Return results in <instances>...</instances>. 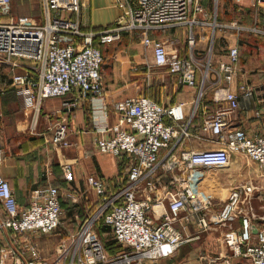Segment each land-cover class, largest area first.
Returning <instances> with one entry per match:
<instances>
[{
	"label": "built area",
	"instance_id": "1",
	"mask_svg": "<svg viewBox=\"0 0 264 264\" xmlns=\"http://www.w3.org/2000/svg\"><path fill=\"white\" fill-rule=\"evenodd\" d=\"M250 2L264 5V0ZM43 4L46 20L33 23L27 17L10 14L11 0H0V63L11 69L12 86L24 108L39 110L46 98L72 91L102 94V46L119 41L127 33L136 34L151 51L152 65L166 68L179 82L197 86L198 73L202 79L189 112L182 101L164 103L144 94L126 97L118 104L121 114L117 126L107 129L109 135L99 137L96 144L101 152L127 160V178L89 175L88 181L99 196L98 205L51 254L41 250L36 236L51 233L61 224L64 210L59 188L53 184L36 187L31 191L30 204L22 206L0 172V202L5 211L0 232L11 229L19 242L18 251L9 245L0 246V264H143L145 259L167 256L192 238L194 224L200 231L210 228L208 211L214 207V200L200 186L199 168L227 166L235 152L246 154L262 174L233 182L213 218L218 223L240 219V229L228 228L223 233L232 253L206 258L208 264H234L233 257L243 255L252 264H264V225L253 233L254 220L264 219L259 212L264 208V131L251 135L236 124L241 94L230 89L199 128L196 120L211 65L204 69L192 52L190 57L183 56L179 38L167 42L155 34L188 26V41L193 45L192 28L198 16L194 18L192 13H203V6L198 1L193 5L192 0H116L122 10L120 19L95 29L82 22L83 0H43ZM53 10L56 12L51 15ZM239 56V47L232 45L229 61L216 70L214 84L234 80ZM239 88L246 98L255 94L248 84L241 83ZM258 106L254 114L257 119L264 117V98L259 99ZM52 126L53 145H72L65 117L53 121ZM202 129L222 145L188 148L192 138L202 137ZM63 171L67 180L74 178L72 163H64ZM144 185L147 194L141 190ZM99 223L107 226L114 241L122 246L114 256L97 230Z\"/></svg>",
	"mask_w": 264,
	"mask_h": 264
},
{
	"label": "crops",
	"instance_id": "2",
	"mask_svg": "<svg viewBox=\"0 0 264 264\" xmlns=\"http://www.w3.org/2000/svg\"><path fill=\"white\" fill-rule=\"evenodd\" d=\"M83 3L82 22L87 28L105 27L115 23L122 16V10L116 4V0H83ZM55 12L53 10L51 15ZM10 14L27 17L33 23H43L46 20L43 0H11ZM197 25L198 23L194 26ZM186 27L188 30L190 29L188 26ZM185 29V27H172L164 31H156L155 34L167 42L173 41L174 37L180 38L181 41L183 40V43L181 42V54L190 57L192 52L201 61L203 56H199L201 54L200 42L196 38L197 42L195 40V43L190 45L188 41L190 32L187 35V29ZM182 34H186V41H184ZM110 44L102 46L103 52ZM145 50L151 54V51L146 47ZM228 61L229 51L226 59L225 57L219 59L216 66H211L196 124L199 128L202 127L205 116L219 106L226 89H230L241 94L242 108L239 111L236 124L244 127L251 135L263 133L264 117L257 119L254 114L260 106H258L259 99L264 98V76L248 70L246 66L242 65L239 56L234 80L229 83L224 80L220 85L214 84L217 77L216 70L222 63ZM203 68H206L204 63ZM168 74L174 81L173 90H170L172 92L166 99L157 98V100L164 103L182 101L186 110L191 111L197 98L202 74L198 73L197 86L181 83L176 75L169 72ZM7 75L8 77L4 74L0 77V155L2 157L0 172L9 180L17 200L22 206L30 204L31 191L36 187L53 184L59 188L63 210L68 209L70 219L74 218L75 220L77 214L82 217L79 222L75 220L76 226L67 229V233L61 238L62 240L69 233L77 230L89 212L98 205L99 196L88 181L89 175L110 180L116 177L127 178V160L114 154L101 152L96 141L101 136L109 135L107 129L117 126L121 114L118 104L126 97L134 95L118 93L104 86V92L99 95L92 93L82 95L72 91L62 97L46 98L39 110L27 109L23 107L21 98L12 86L11 69ZM241 83L248 84L255 89L253 97L246 98L242 95L239 88ZM177 87L178 89H176ZM61 117H65L69 124L72 145L67 147H57L50 142L53 121ZM208 135L202 129V137L192 138L187 147L201 149L222 145L218 140L208 138ZM234 155L233 153L232 158ZM239 158V155H236L234 161L238 162ZM66 162L73 165L74 178L72 180L65 178L63 164ZM231 162L232 159L229 165L223 167L199 168L200 185L224 184L227 185L225 189L230 188L229 183L237 180L234 178L232 182L229 177L218 175L221 169L217 168L229 167ZM258 169L260 171L258 175L261 176L262 171L259 167ZM144 188L145 185L141 190L147 194V190ZM89 191L94 193L95 200H83L85 193ZM210 196L214 200V207L208 211L211 218L210 228L200 231L199 227L194 224L191 228L193 236L190 240L169 255L157 259H145L143 264H208L206 257L223 252L232 253L231 247L223 241V233L228 228L240 229L241 221L237 218L230 223L215 222L213 220L214 215L223 206L227 197L220 194H210ZM259 212L264 214V208L259 209ZM4 217L5 211L0 202V219ZM254 225L253 233L255 234L257 228L264 225V219L254 220ZM99 226L107 227L99 223L97 230ZM43 234L46 233L36 236V241L44 252V247L38 239ZM1 245H9L15 249L19 246V242L15 239L11 229L6 228L0 232ZM54 251L44 253L51 254ZM233 262L234 264H252L250 259L243 255L234 256Z\"/></svg>",
	"mask_w": 264,
	"mask_h": 264
},
{
	"label": "rangeland",
	"instance_id": "3",
	"mask_svg": "<svg viewBox=\"0 0 264 264\" xmlns=\"http://www.w3.org/2000/svg\"><path fill=\"white\" fill-rule=\"evenodd\" d=\"M196 1L203 6L205 13H192V17L198 16L196 17L198 25L194 26L192 31L196 36V42L197 39L200 42L199 56H203L201 61L204 65L216 66L219 59L224 57L226 59L230 47L237 45L240 49L242 65L251 72L264 76V5H252L250 0L242 3L236 0H192L193 5ZM185 28L188 35L190 29ZM185 35L182 34L184 41L187 38ZM179 40L181 41L180 38ZM181 42L183 43V40ZM104 54L103 77L106 88L126 95L150 94L159 99H166L171 94L170 90H173L174 81L166 68L151 64V54L146 52L145 46L140 43L136 34L123 35L119 41L110 44ZM4 65L6 64L0 63V77L3 74L8 77L10 68ZM234 154L229 167L217 168L221 169L218 175L227 176L232 182L234 178L239 181L243 178L260 177L257 164L246 154L238 152ZM236 155L240 157L238 162L234 161ZM232 184L229 183L228 189H225L227 185L224 184L200 186L206 194H220L228 197ZM83 200H95L94 193L92 191L85 193ZM256 206L259 208V203H256ZM75 220L81 221V215H75ZM75 220L70 219L68 209L64 210L59 227L51 233L38 237L44 252L50 253L55 250V246L67 233V229L76 226ZM98 231L107 248L110 242L119 246L115 243L109 229L105 230L103 226H99ZM108 252L110 256L117 253L111 252L109 248Z\"/></svg>",
	"mask_w": 264,
	"mask_h": 264
},
{
	"label": "trees",
	"instance_id": "4",
	"mask_svg": "<svg viewBox=\"0 0 264 264\" xmlns=\"http://www.w3.org/2000/svg\"><path fill=\"white\" fill-rule=\"evenodd\" d=\"M147 96H150V97H152V98H154V99H156L157 100V98L156 97H154V96H152V95H150V94H146ZM105 228V230H107V228L108 227H104ZM116 243V242H115ZM117 244V243H116ZM108 245V244H107ZM118 245V244H117ZM108 248L110 249V251L111 252H113V253H116V252H119L121 249H122V246L121 245H119V246H116L115 244H114V242H110L109 243V245H108Z\"/></svg>",
	"mask_w": 264,
	"mask_h": 264
},
{
	"label": "bare ground",
	"instance_id": "5",
	"mask_svg": "<svg viewBox=\"0 0 264 264\" xmlns=\"http://www.w3.org/2000/svg\"><path fill=\"white\" fill-rule=\"evenodd\" d=\"M214 179V178H213Z\"/></svg>",
	"mask_w": 264,
	"mask_h": 264
}]
</instances>
